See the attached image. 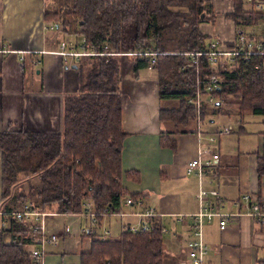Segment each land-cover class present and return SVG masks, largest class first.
Listing matches in <instances>:
<instances>
[{
	"label": "trees",
	"instance_id": "16d2710c",
	"mask_svg": "<svg viewBox=\"0 0 264 264\" xmlns=\"http://www.w3.org/2000/svg\"><path fill=\"white\" fill-rule=\"evenodd\" d=\"M207 2L55 0L54 11L50 14L46 10L43 18L57 25V32L76 34L94 50L106 46L109 51L127 53L135 51L143 40H150L149 45L157 51L153 70L157 73L159 99L178 102L176 109L160 110V119L186 126L195 119V111L186 100L196 91V70L186 53L207 50L206 35L200 31V25L215 21V13ZM245 5L244 0H233L232 11L225 14V19L234 24L236 34L259 27L262 15ZM254 35L249 33L248 37L254 40ZM85 59L94 62L89 64ZM263 59L252 56L247 61L234 57L219 63V88L213 96L220 104L212 107L213 113L226 105L241 119L245 115L264 117ZM132 63L134 71L146 68L145 62L138 61L137 57L132 58ZM88 65L91 66L85 69ZM197 70L204 80L208 75L204 56L199 58ZM72 77L73 88L62 98L59 132L15 126L0 131L1 211L9 213L19 209L32 197L34 210L80 214L86 212L84 204L90 202V211L98 220L104 212H116L125 198L119 183L127 135L121 125L118 60L83 57ZM201 86L202 83L198 87ZM205 109L202 108V116ZM256 174L264 175V131ZM22 179V184H28L26 194L23 186H18ZM15 186H18L17 194L12 193ZM129 197L138 199L136 195ZM11 229L12 235L32 233L16 220H12ZM89 235L90 252L81 256V264H163V234L158 225L148 234L123 232L116 240H102L90 230ZM28 242V239L12 237L6 244L1 230L0 264H32L30 253L23 249Z\"/></svg>",
	"mask_w": 264,
	"mask_h": 264
},
{
	"label": "crops",
	"instance_id": "0c3cea01",
	"mask_svg": "<svg viewBox=\"0 0 264 264\" xmlns=\"http://www.w3.org/2000/svg\"><path fill=\"white\" fill-rule=\"evenodd\" d=\"M210 1L215 25L232 11V0L229 8L225 6L220 12L214 8L215 0ZM45 7L46 0H0V46L13 51L0 53V131L9 126L48 133L61 130L62 98L71 92L69 85L75 70L65 69L55 54L63 39L43 28L52 23L43 18ZM218 33L224 36L220 42L231 44L228 41L235 38L236 29L228 35L224 29ZM118 63L121 125L127 135L119 183L124 199L136 195L140 206L121 208L123 216L104 215L95 223L86 213L47 217V231L56 234L57 243L47 245L44 264H81V256L90 252V229L97 235L96 229L103 222L109 235L119 233L112 238L116 240L121 235V225H135L139 221L128 214L149 211L156 215L152 220L166 229L162 236L163 264H181L187 260V244L192 240L190 217L199 211L196 195L200 186L206 191H217L223 198L218 211L229 215L223 230L219 228L221 218L204 223L202 239L208 248L204 264H264V220L257 221L249 212V203L242 199L252 197L264 207V175L256 174L264 125L255 133V144L247 149L244 146L250 133L241 125L236 141H229L235 148H222L216 137L218 159L214 161L213 181L210 184L209 175H204L200 185L196 175H185V166L206 144L204 136L210 129L207 131L208 126H203L204 120L199 125L194 119L181 126L160 119V110L176 109L178 102L159 99L156 71L149 68L134 71L132 59L128 58H119ZM232 135L234 131L224 136ZM206 200L213 201L210 196ZM3 219L0 215V231ZM20 224L30 229L29 225ZM11 231L2 230L4 243L9 244L14 237L28 239L24 246L33 244L28 231L14 235Z\"/></svg>",
	"mask_w": 264,
	"mask_h": 264
},
{
	"label": "built area",
	"instance_id": "2783aa9c",
	"mask_svg": "<svg viewBox=\"0 0 264 264\" xmlns=\"http://www.w3.org/2000/svg\"><path fill=\"white\" fill-rule=\"evenodd\" d=\"M244 2L254 11L262 15L258 27L260 32L259 34L255 33L256 35H254V40L250 39L247 33L238 32L231 43V45H233L231 47L228 46V43L225 44L224 42H214L209 40L206 45L207 50L204 53L197 51L186 53V55H188L191 59L192 66H194L196 70V91L193 96L187 98L186 104L194 109L197 124L201 121V108L213 107L216 103L213 93L217 88H219L218 83L220 81V77L217 75L219 63L231 61L234 57H240L241 59L247 61L252 56H261L264 58V0H244ZM43 28H45V30L53 31L55 26L54 23H47V25ZM149 41L150 40L147 39L143 40L135 51L115 53L109 51L106 46L101 47L100 50L89 48L84 39H81L78 43H74L67 39L60 41L58 51L55 52V54L59 55L62 65L68 67L69 70L70 65H77L76 61L83 57H131V59L137 57L138 61L145 62L146 68L153 69L156 64L157 51L151 48ZM12 52L13 51H9L0 46V53L5 54ZM201 56L205 57V70L208 73L204 80H201L200 76H198L197 70L199 58ZM70 60H73L71 64ZM261 68L264 70V59L261 63ZM201 83L202 86L198 87ZM232 132L233 130L231 128L223 130L215 129L213 134H215V136H223L229 135ZM204 139L206 144L198 149L196 157L189 161L185 166V175H196L200 185L204 175H209V183H212L213 179L211 178V175L214 174V161H217L218 159V154L216 152L217 148L215 146L216 140L214 136H208ZM207 196L212 197L213 201L206 200ZM196 199L199 203V211L197 214L190 217L192 240L187 244V260L181 264H204L208 252V248L202 239V229L204 223H209L215 217L221 218L219 220V228L223 230L226 226L227 217L229 216L228 214H222L218 211V208H220L223 204V198L218 195L217 191H206L200 186ZM242 199L249 203L250 214L253 215L257 221H263L264 207L252 197L244 196ZM131 205L140 206V201L130 198L123 199L116 212L109 214L104 212V215H115L121 217L124 215L121 208L129 207ZM84 207L86 208L85 213L91 219V222L95 223V214L90 211L91 203L86 202ZM0 215L4 218L1 222V229L4 233H10L12 220L29 225L32 232L31 234L34 235L33 239L35 241V245L39 246V248H34L31 251L30 259L32 264H44L43 257L45 253V246L48 244L53 246L57 243L56 234L48 233L47 231L46 217H48V214L39 210H34L31 204L25 202L19 209L12 210L9 213L0 210ZM128 215L138 217L139 221L135 225H121V233L129 232L132 234H148L153 230L154 226L158 225L157 221L152 220L156 216L153 211H149L144 214L130 213ZM160 231L163 234L166 232V229L160 227ZM106 235H109V233L104 231L103 236H100V238L105 240Z\"/></svg>",
	"mask_w": 264,
	"mask_h": 264
},
{
	"label": "rangeland",
	"instance_id": "374dc122",
	"mask_svg": "<svg viewBox=\"0 0 264 264\" xmlns=\"http://www.w3.org/2000/svg\"><path fill=\"white\" fill-rule=\"evenodd\" d=\"M207 1H208L207 2V5H211V1L210 0H207ZM54 2H55V0H46V7L45 8H46V10H49L50 11V14L52 13V11H54V8H55ZM227 2H229V0H223V1L222 0H215V2H214V8H215V10H218L217 12H220V10H223L225 6H226L225 9L229 8L230 2L229 3H227ZM245 7L246 8H250V6L248 4H246ZM211 8L213 10V7L212 6H211ZM221 8H223V9H221ZM232 8H233V0H232ZM213 12H214V10H213ZM224 18H225V16L220 19L221 22H216L215 25H213L214 22L213 23L210 22V23H206V24H209L208 26H206V25H201L200 26V31L204 35H206V39H205L206 45H207V43H208L209 40L210 41L217 42V41H220L222 38H224V36H221V34L218 33V31L221 30V29H224L227 32V35L233 33V31L235 29V26H233L234 24L230 20H227L226 21ZM68 19H70V18H68ZM210 24H212V25H210ZM57 28H58V26H57ZM57 28H55L53 30V33L55 34V36L57 38H60L61 37L63 40H67L68 39V40H70V41H72L74 43L80 42L81 39L79 37H77L76 34H70V35L61 34V32H57L56 31ZM71 28H75V26L72 25ZM70 31H72V29ZM231 31H232V33H231ZM259 32H260V29L259 28L254 29V31H251V29L249 28V29H247V32L246 33L248 35L249 33H258L259 34ZM51 34H52V32L50 33V35ZM233 40L234 39H232V40H230L228 42L232 43ZM116 58L119 61V57H116ZM127 58H128V61L131 60V57H127ZM126 59L124 58V60H126ZM80 60H81V58L76 61L77 65H78V63H79ZM85 61H86V63H89V64L94 62V60H90V59H85ZM72 62H73V60H70V64ZM90 66L91 65H88L86 67L84 66V67H85V69H87V67H90ZM144 72H146V71H144ZM73 82H74V79L72 77L71 78V81H70L69 89H71V87H72L71 84L73 85ZM214 107H216V106H214ZM202 108H201V113H200V119H201V121L204 120L203 121V126H208L207 131L210 129V131L207 134H205L204 138H207L208 136H211V137L214 136L215 140L217 138L220 139V141H221V147L222 148L223 147H225V148H229V147L230 148H235V145L234 144H230L229 145V141H231V142H235L236 141L237 131H238L240 125L242 127H244V129L248 133H250V136H249V138H248V140H247L244 148L247 149V148L252 147L253 144H255L254 143V139L256 137V134L255 133L257 132L258 129H260V127H261L260 125H262V126L264 125L263 124V121L264 120H263V117L262 116L245 115L241 119L238 116H236L235 113H233V110L230 107H228L226 105H222L221 108H219V110L216 111V113H213L215 111L214 108H212V107H204V108H206L205 109L206 112H205V115L204 116H202ZM261 120H262V123L260 124ZM209 121H212L213 123H209ZM216 128H218L219 130H223V129H226V128H231L234 131V135H232L231 137L224 136V135H223L224 137L223 136L218 137L217 135L215 136V134H213V133H214V131H215ZM240 137H242V136H240ZM22 183H23V179L19 181L18 186L19 185H21V187L23 186V189L22 190L26 194L27 185L28 184L26 182H24V184H22ZM32 183H33V181H32ZM18 186H15L14 187L12 193L15 192L14 194H17V188L16 187H18ZM27 201L33 207V205L35 203V199L31 197ZM41 212L47 213L48 214V217L51 216V215L53 216V215L57 214V213H52L49 210L48 211H41ZM102 216H104V215H102ZM114 219H118V218L115 217ZM46 220H47V217H46ZM105 230H107V229H104L103 222L100 223L99 227L96 229L97 235L99 234V236H103V232ZM118 235H119V233L118 234L112 233L111 235H106L105 237H106V239L113 240L112 238H117ZM26 236H28V235L26 234ZM32 240H33V244H31V246H23V249L26 252H27V250H29L30 251L29 253H31V251L34 248H39V246H36L35 245V241H34L33 238H32ZM46 247H47V245L45 246V249H46ZM44 256H45V253H44Z\"/></svg>",
	"mask_w": 264,
	"mask_h": 264
},
{
	"label": "water",
	"instance_id": "95a60500",
	"mask_svg": "<svg viewBox=\"0 0 264 264\" xmlns=\"http://www.w3.org/2000/svg\"><path fill=\"white\" fill-rule=\"evenodd\" d=\"M55 28H57V25H55ZM69 68H70V69H73V70H76V69H77V65L72 64V65L69 66ZM65 69H68V67L65 66ZM217 89H218V88H217ZM219 104H220V102L217 101V102L214 104V106H218Z\"/></svg>",
	"mask_w": 264,
	"mask_h": 264
}]
</instances>
